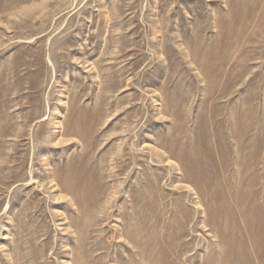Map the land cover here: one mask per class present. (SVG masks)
Returning <instances> with one entry per match:
<instances>
[{
    "label": "rangeland",
    "instance_id": "1",
    "mask_svg": "<svg viewBox=\"0 0 264 264\" xmlns=\"http://www.w3.org/2000/svg\"><path fill=\"white\" fill-rule=\"evenodd\" d=\"M0 264H264V0H0Z\"/></svg>",
    "mask_w": 264,
    "mask_h": 264
},
{
    "label": "bare ground",
    "instance_id": "2",
    "mask_svg": "<svg viewBox=\"0 0 264 264\" xmlns=\"http://www.w3.org/2000/svg\"><path fill=\"white\" fill-rule=\"evenodd\" d=\"M76 132H77V130H76ZM78 133V132H77ZM74 171V170H73ZM72 171H70L69 173H71ZM66 173V172H65ZM75 173H76V171H75ZM68 176H70V175H72V174H67ZM65 177V176H64ZM73 177H75V179L78 177H76V174H75V176H73ZM65 179H67V178H65ZM69 179H70V177H69ZM69 179H67V180H69ZM62 180V182H63V178L61 179ZM80 180V179H79ZM73 181V180H72ZM74 182V181H73ZM70 183H71V181H70ZM64 184V183H63ZM76 184V183H75ZM66 185H67V183H66ZM63 186V185H62ZM72 186V185H71ZM87 186V185H86ZM62 188V187H61ZM64 188V187H63ZM71 188V187H70ZM92 189V188H91ZM66 190V189H65ZM77 190V189H76ZM67 191V190H66ZM81 191H83V190H81ZM71 192V191H70ZM77 192V191H76ZM84 192V191H83ZM83 192H81V193H83ZM65 193H67V192H65ZM69 194V193H68ZM85 194H83V196H84ZM71 196V195H70ZM86 196V195H85ZM75 197V196H74ZM76 198V197H75ZM73 199V198H72ZM89 199V198H88ZM87 199V200H88ZM88 203V202H87ZM78 209V208H77ZM129 223V222H128ZM232 238V237H231ZM257 239V238H256ZM228 242V241H227ZM263 244V243H262ZM260 245V244H259ZM250 253V252H249ZM135 255V254H134Z\"/></svg>",
    "mask_w": 264,
    "mask_h": 264
}]
</instances>
